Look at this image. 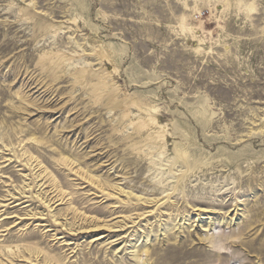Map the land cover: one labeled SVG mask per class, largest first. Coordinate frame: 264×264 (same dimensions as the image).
I'll return each instance as SVG.
<instances>
[{"label": "rangeland", "instance_id": "374dc122", "mask_svg": "<svg viewBox=\"0 0 264 264\" xmlns=\"http://www.w3.org/2000/svg\"><path fill=\"white\" fill-rule=\"evenodd\" d=\"M235 261L264 264V0H0V264Z\"/></svg>", "mask_w": 264, "mask_h": 264}, {"label": "bare ground", "instance_id": "6f19581e", "mask_svg": "<svg viewBox=\"0 0 264 264\" xmlns=\"http://www.w3.org/2000/svg\"><path fill=\"white\" fill-rule=\"evenodd\" d=\"M29 87V86H28ZM19 91V90H18ZM16 92V94L18 95H21V97H23V95L21 94V91H19V92ZM26 96V95H25ZM29 97V96H28ZM28 100V99H27ZM33 106V105H32ZM35 106V105H34ZM164 161V160H163ZM168 161V160H167ZM162 163H164V162H162ZM165 166V165H164ZM170 203V202H169ZM169 203H167V204H169ZM172 204V203H171ZM170 207V209H176L177 208V206L175 205V204H172V205H170L169 206ZM215 229V228H214ZM208 231H213L212 233H210V232H208V233H206V235H205V237H204V239L209 243V245L210 246H212L213 248L215 247V248H220V250H222V242H223V240H225V239H228L229 237H230V234H227L226 232H224L223 230H213V228H212V225L210 226V228L208 229ZM222 232H224V233H222ZM147 253H149V251H146ZM147 253H146V255H147ZM137 259L141 262V261H143V262H145V260L146 259H144L143 258V256H142V254H140V255H138L137 256ZM232 264H237V261H235V262H233Z\"/></svg>", "mask_w": 264, "mask_h": 264}]
</instances>
